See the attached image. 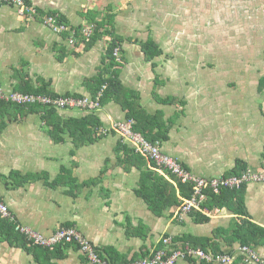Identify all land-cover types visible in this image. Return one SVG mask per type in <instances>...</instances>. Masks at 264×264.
<instances>
[{
    "label": "crops",
    "instance_id": "1",
    "mask_svg": "<svg viewBox=\"0 0 264 264\" xmlns=\"http://www.w3.org/2000/svg\"><path fill=\"white\" fill-rule=\"evenodd\" d=\"M222 1L31 0L41 14L57 13L77 27L88 24L91 18L101 21L113 15V37H117L121 47V82L138 92L147 113L169 126V138L162 141L163 151L178 158L196 175L207 178L238 175L232 173L238 168V160L247 168L264 170V57L258 56L263 41L259 39L251 57L243 60L241 65L247 73H238L236 69L235 74L226 71L224 76L212 73L215 69L208 66L209 71L203 72L214 79L207 80L210 84L206 85L205 76L194 70V61L180 58L182 51L177 49L168 51L169 44L164 45L156 28L160 25L170 34L173 17L177 20L194 14L201 15L204 21L212 14L220 16L219 9L231 6L227 0ZM238 1V12L228 22L236 27L238 17L242 21L249 18V25L240 29L250 28L253 33L249 38L255 41L258 35H264V0ZM212 5L217 11H212ZM210 28L206 29L209 33ZM102 35L71 46L66 38L47 27L40 16H23L15 6L0 3V86L16 90L17 70L21 69L33 86H38L43 78L50 83L52 92L93 95L94 88L87 81L99 72L112 40L110 34ZM149 39L163 50L152 60L143 48ZM228 42L231 46L236 44V40ZM223 61L225 68L219 69L231 71L233 64ZM58 111L64 118L88 113ZM96 114L104 127L116 121L133 120L135 124V119L128 118L126 109L114 100L103 104ZM64 136V141H53L45 122L35 112L18 114V118L13 117L0 128V199L19 222L45 234L75 226L114 263L149 257L163 246L165 237L172 235L178 247L204 249L200 244L206 243V251L236 253L231 264H264L244 261L238 250L243 238L234 235L240 224L244 226L243 234L251 236L254 227L250 223L264 227V182L245 184L241 194L243 205L234 200L228 202L225 197L217 199L223 204H216V200L213 203L211 194H219L222 189L218 193L211 189L200 210L179 219L180 204L158 212L152 210L149 191H141L143 173H165L144 155L135 152L130 156L126 150L117 151L119 139L122 140L120 132L97 134L96 141L87 143L73 141L68 133ZM122 142L132 148L130 141ZM138 155L143 157L137 159ZM125 158L129 161H123ZM43 172L52 181L59 179V183L50 187L43 179L33 178ZM13 175L17 179L12 182ZM154 178L150 176L146 183L152 184ZM176 195L181 200L185 198L179 189ZM242 208L244 212L240 214ZM17 235L18 238L8 240L0 234V264H92L77 245L26 247V237ZM189 237L193 244L183 241ZM252 237L249 246L264 261V236L256 230ZM176 264L211 263L188 256Z\"/></svg>",
    "mask_w": 264,
    "mask_h": 264
},
{
    "label": "built area",
    "instance_id": "2",
    "mask_svg": "<svg viewBox=\"0 0 264 264\" xmlns=\"http://www.w3.org/2000/svg\"><path fill=\"white\" fill-rule=\"evenodd\" d=\"M0 3H8L17 8L19 14L33 17L38 13L35 7L29 6L25 0H0ZM43 23L57 34L70 32L69 42L75 43L78 37L91 38L94 35L96 24L88 23L80 27L72 26L66 21L59 19V15L47 14ZM120 45L114 48V55L118 62H122ZM107 86L103 87L93 95L83 97L51 96L47 94L25 93L16 90H6L0 86V100L19 104L51 105L58 110H78L94 112L102 108V96ZM133 120L116 121L101 131L105 135L113 129L120 132L122 141H130L132 148L138 154L144 155L154 162L157 169L163 173L169 172L175 175L181 182L191 184L194 187L192 194L185 197L179 206L178 218L182 219L185 214L200 210L209 195V190L218 193L223 188L235 189L252 182H264V170L247 168L241 174L231 176L202 177L187 169L178 158L166 153L162 149L161 141H150L141 132L134 130ZM0 217L7 218L15 223V229L23 234L29 245L41 247H53L59 244H76L80 251L92 264H115L100 252V248L85 236L77 227L69 226L57 229L55 232L45 234L17 220L15 214L3 200L0 199ZM174 237L168 235L163 239V246L156 250L151 256L133 260L127 264H176L178 260L188 256H195L211 264H231L236 259V253H212L204 249H196L187 245L178 247L175 245ZM239 252L243 254L244 261L255 260L264 262L258 251L249 246L241 245Z\"/></svg>",
    "mask_w": 264,
    "mask_h": 264
},
{
    "label": "trees",
    "instance_id": "3",
    "mask_svg": "<svg viewBox=\"0 0 264 264\" xmlns=\"http://www.w3.org/2000/svg\"><path fill=\"white\" fill-rule=\"evenodd\" d=\"M25 2L31 7H35L37 10V7L32 4L31 0H25ZM47 14H53L58 15L57 13H46L41 14L39 11L38 13H35L34 16H40L41 20L43 21V18ZM109 17L103 18L101 21H92L95 20L93 18L89 19L92 22H95L96 29L94 32V35L92 37L93 40L100 37L103 33L110 34L112 36V40L106 50V55L103 61V65L100 67L99 72L87 81V83H91L93 89V93L96 94L103 85H106L107 87L104 90V94L102 96L101 103L106 104L109 101H116L120 103L127 111V117L128 118H134L135 124H134V130L141 132L147 139L150 141H165L169 138V126L162 121L161 118H157L156 116L147 113V111L142 108L141 103L139 102V94L136 90L130 89L123 85L119 78V66L121 65L120 62L117 61L116 56L114 55V48L116 45L120 44L117 37H113L115 35L114 33V27H113V15H107ZM59 19L62 21H65L66 19L63 16L59 15ZM68 23V22H67ZM69 24V23H68ZM73 26V25H72ZM81 26V25H80ZM78 26V27H80ZM64 38H68L70 36V32L67 31L63 34H61ZM103 36V35H102ZM144 51L147 54V58L152 60L156 56L162 54L163 50L159 46V44L153 40L149 39L143 44ZM60 59H63V54L59 56ZM18 74V86L16 88L17 91L25 92V93H36V94H47L51 96H64V97H83L82 94H73V93H67V94H59L52 92L49 89V82L44 80L43 78L39 79V85L33 86L30 82V79L28 77L27 73H23V70H17ZM264 80L261 81L263 84ZM161 101H171L168 99H161L158 98ZM35 112L40 114L41 120L45 122L46 129H48V133L53 139V141H56L57 143L60 141L66 140L64 134L68 133L69 136L73 139V141H79L83 143L87 142H93L98 139L96 137V134H98V129H101L103 127V121L102 119L96 114V111L94 112H88L83 115H80L79 117H69L64 118L61 117L59 114V111L57 108L49 105H43L39 103L34 104H19V103H13V102H6L5 100H0V128H4L7 125V122L11 120L13 117L18 118L19 116L25 112ZM83 112V111H80ZM116 130H112L110 133H116ZM109 134V133H108ZM101 135H105L104 133H101ZM77 143V142H76ZM79 143H77L78 145ZM120 150H126L127 154L134 155L136 154L133 148H130L128 145L124 144L121 139H119V147H117V151ZM143 156H137V159L142 158ZM123 161H129L128 158L123 159ZM155 164L154 162H152ZM247 169V166L242 160H238V168L235 169L232 173L240 174L242 171H245ZM158 173H143V177L141 180L142 190L141 191H149V202L152 205V210L154 212H158L160 209L166 208L169 205L173 204H181L182 200L178 198L176 195L177 189L180 191V195L183 197H189L194 187L191 184H186L181 182L175 175L165 172V175H156ZM32 175V174H31ZM150 176H154L155 180L152 184H147L146 179ZM29 179H31V176H28ZM34 179L41 178L44 180L45 184L48 186H56L59 183V179L56 180H50L47 176L46 172H43L41 175H34ZM176 182L177 186L174 185L173 182ZM245 185L242 186L240 189H226L223 188L222 191L219 194H211L212 196V202L214 203L216 200V204H223L220 203L221 201L217 202V199L225 197V199L228 202L236 201L237 204L243 205L244 199L243 196L241 197V194H244ZM238 211V210H237ZM240 214L244 212L243 208L239 211ZM200 220L203 219L199 218ZM245 221V220H243ZM250 226L254 227L252 231V236H256V230L260 233L261 237L264 236V227L253 225L250 223ZM248 227V226H247ZM244 226L240 224L239 228L234 231L235 237H242L243 241L242 244L245 245H252V241L254 240L251 235H244ZM0 234L1 236H4L8 240H11L13 238H18L17 234L21 235L19 231L15 229V223L12 221H9L7 218H1L0 217ZM23 236V235H22ZM25 237V236H23ZM193 244V240L189 238H185V240ZM28 241H25V246L28 245ZM195 244V243H194ZM204 245H207L206 243H203ZM200 244L204 249L206 247ZM254 244V243H253ZM60 245V244H59ZM76 245V244H74ZM197 245V244H196ZM31 246V245H30ZM100 252L102 254L103 251L100 249ZM111 260V259H110ZM112 261V260H111ZM133 261V259H132ZM131 262L128 261L123 264H127ZM114 263V262H113ZM115 264H121L116 263Z\"/></svg>",
    "mask_w": 264,
    "mask_h": 264
},
{
    "label": "rangeland",
    "instance_id": "4",
    "mask_svg": "<svg viewBox=\"0 0 264 264\" xmlns=\"http://www.w3.org/2000/svg\"><path fill=\"white\" fill-rule=\"evenodd\" d=\"M227 1L228 5L231 6L227 7L225 10L219 9L220 16L212 14L211 17L204 21L201 20V15L194 14L190 15L189 17L181 16L177 20L174 19L175 17H173V19H171L173 20V22L171 21L170 34H168L166 30L160 25L158 28H156L157 36L163 41H165L163 42L164 45L169 44L167 46L168 51H175L177 49L178 51H182L179 55L180 58H190V60L194 61V64H196L194 70H199L200 74H203L205 76L206 85L210 84L207 80L214 79V77H210V74L208 72H203L209 71L208 66H211L212 69H215L214 71H211L212 73L218 72L219 74L224 76H227V73L230 72L235 74L237 72L236 69L239 70L238 73H247V68L242 67L241 64L246 57H251L250 53L252 52V49L254 47H257V41L259 39H261L263 42L262 47H259L258 56L260 58L264 57V35H258L257 40L254 41L250 40L249 38L251 35L250 33H253L249 32L251 30L250 28H248V30H246L245 28L240 29V26L249 25L251 21L249 18H246L242 21V19L238 17V26L233 27L228 21H230V16H235L238 12L239 1ZM219 2L223 1L216 0L215 3ZM215 8L216 7L212 5V11H217V9ZM214 14H216V12ZM224 15L227 17L226 19L223 18ZM191 18H193V21L189 22ZM207 26L211 27L210 33L206 31ZM235 28H238V33H236ZM231 31L232 33H230ZM151 35L156 36L154 33H151ZM165 35H167L168 38L164 39ZM89 39L85 37H78L75 43L71 44L69 42L68 36L67 41L71 46H77L81 44L83 40ZM235 40L236 44L234 46H231L228 42H232ZM163 43L161 44L162 47H164ZM223 60H228V65L231 62L233 64L232 70L234 71H230V69L221 71L219 68H225V61ZM181 63L185 64L182 61ZM199 80L201 82H204V80L200 79V77ZM233 101H235L234 97L231 98V102ZM97 133L98 135H100L102 133L101 129H98ZM15 179H17V177H14L13 175L11 181H14ZM4 181H7L6 178H4ZM47 191L51 192V189H48Z\"/></svg>",
    "mask_w": 264,
    "mask_h": 264
},
{
    "label": "clouds",
    "instance_id": "5",
    "mask_svg": "<svg viewBox=\"0 0 264 264\" xmlns=\"http://www.w3.org/2000/svg\"><path fill=\"white\" fill-rule=\"evenodd\" d=\"M121 63V62H120Z\"/></svg>",
    "mask_w": 264,
    "mask_h": 264
}]
</instances>
